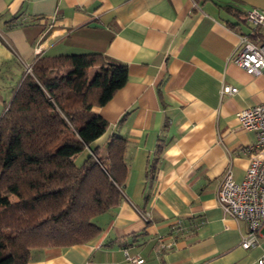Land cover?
<instances>
[{"label":"crops","instance_id":"1","mask_svg":"<svg viewBox=\"0 0 264 264\" xmlns=\"http://www.w3.org/2000/svg\"><path fill=\"white\" fill-rule=\"evenodd\" d=\"M253 8L264 0H0V117L39 56L101 53L129 69L92 108L109 123L95 142L104 155L111 135L127 141L121 202L94 217L98 236L35 248L27 264H259L264 244L243 248L248 223L217 198L227 170L244 177L256 140L237 112L264 101V75L234 61L243 34L264 39L245 19ZM161 239L172 245L157 253Z\"/></svg>","mask_w":264,"mask_h":264},{"label":"trees","instance_id":"2","mask_svg":"<svg viewBox=\"0 0 264 264\" xmlns=\"http://www.w3.org/2000/svg\"><path fill=\"white\" fill-rule=\"evenodd\" d=\"M128 73L101 53L35 59L0 117V264L101 233L93 218L119 205L129 167L124 137L111 135L105 155L95 143L109 123L92 108Z\"/></svg>","mask_w":264,"mask_h":264},{"label":"built area","instance_id":"3","mask_svg":"<svg viewBox=\"0 0 264 264\" xmlns=\"http://www.w3.org/2000/svg\"><path fill=\"white\" fill-rule=\"evenodd\" d=\"M247 20L257 26H264V10L257 8L246 11ZM234 61L250 74L264 75V39L253 40L243 34L241 45ZM32 66L27 67V73ZM224 93H233L237 87L226 85ZM240 124L256 134V140L250 143L245 152L249 155V165L244 177L236 181L231 169L227 170L218 190V201L225 213L248 223V232L241 241L245 249L256 248L264 244V101L244 108L237 112ZM174 233H183L185 226L179 222L173 226ZM157 253H162L171 247V242L159 240ZM126 258L132 263H142L145 259L129 254ZM259 264H264V256L259 258Z\"/></svg>","mask_w":264,"mask_h":264},{"label":"rangeland","instance_id":"4","mask_svg":"<svg viewBox=\"0 0 264 264\" xmlns=\"http://www.w3.org/2000/svg\"><path fill=\"white\" fill-rule=\"evenodd\" d=\"M96 71V70H95ZM95 71H91V76L94 75ZM32 72V71H31ZM31 72H28V73H31ZM78 161H80V159H78ZM94 219V218H93Z\"/></svg>","mask_w":264,"mask_h":264}]
</instances>
